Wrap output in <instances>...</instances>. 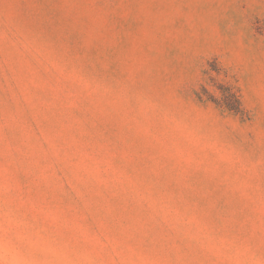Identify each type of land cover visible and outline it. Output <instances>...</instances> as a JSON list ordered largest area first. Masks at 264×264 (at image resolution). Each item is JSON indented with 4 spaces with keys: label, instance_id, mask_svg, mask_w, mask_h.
<instances>
[{
    "label": "rangeland",
    "instance_id": "1",
    "mask_svg": "<svg viewBox=\"0 0 264 264\" xmlns=\"http://www.w3.org/2000/svg\"><path fill=\"white\" fill-rule=\"evenodd\" d=\"M0 264H264V0H0Z\"/></svg>",
    "mask_w": 264,
    "mask_h": 264
},
{
    "label": "trees",
    "instance_id": "2",
    "mask_svg": "<svg viewBox=\"0 0 264 264\" xmlns=\"http://www.w3.org/2000/svg\"><path fill=\"white\" fill-rule=\"evenodd\" d=\"M230 95L234 97V93L233 92H230Z\"/></svg>",
    "mask_w": 264,
    "mask_h": 264
}]
</instances>
